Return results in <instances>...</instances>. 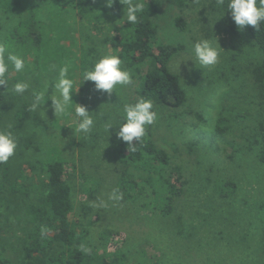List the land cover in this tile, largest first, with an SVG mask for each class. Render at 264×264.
Returning a JSON list of instances; mask_svg holds the SVG:
<instances>
[{"label": "rangeland", "instance_id": "obj_1", "mask_svg": "<svg viewBox=\"0 0 264 264\" xmlns=\"http://www.w3.org/2000/svg\"><path fill=\"white\" fill-rule=\"evenodd\" d=\"M7 1L0 0V44L23 56L26 66L21 73L10 71L8 85H0V130L13 131L18 140L15 155L0 164V179L8 167L12 180L39 185L46 177L42 163L57 149L66 161L73 217L88 230L85 247L101 251V233L113 229L125 264H264V216L260 214L264 163L258 158L264 137V99L252 73L261 54L247 26L238 30L227 11V0L223 6L217 0H196L182 7L160 0V10L153 17L161 41L184 45L169 67L179 75L187 100L177 108L155 106L158 116L151 125L153 141L188 181L167 213L161 206L164 196L153 191L156 169L122 161L118 152L125 143L116 138L115 130L109 134L104 130L106 121L114 125L120 121L125 103L140 99V78L123 60L122 66L132 74L131 85L118 86L109 96L95 91L89 81L73 92L71 110L77 103L93 112L95 128L90 135L74 134L75 121L56 117L51 100L41 110H28L36 93L51 95L47 86L55 82L61 67L80 86V75L95 60L106 53L118 55L108 38L123 23L125 6L120 0L111 8L106 7L107 0H92L94 17L84 18L70 5L43 6L30 14L32 0H24L16 11ZM178 16L186 22V29L176 26ZM25 20L32 24L39 20L38 46L27 39L29 31L20 23ZM201 38L220 48L217 64L195 62L192 47ZM146 67L142 66L143 73ZM17 81L29 84L23 94L11 90ZM23 109L25 114L20 117ZM219 119L225 120L224 133L216 131ZM125 171L135 178L138 190L145 187L144 191L135 200H109ZM225 181H232L235 188L221 196L218 183ZM102 201L107 207L100 206ZM8 230L4 238L10 244L5 255L11 264L50 263L56 249L30 251L27 256L14 237V231L21 233L19 227Z\"/></svg>", "mask_w": 264, "mask_h": 264}, {"label": "trees", "instance_id": "obj_2", "mask_svg": "<svg viewBox=\"0 0 264 264\" xmlns=\"http://www.w3.org/2000/svg\"><path fill=\"white\" fill-rule=\"evenodd\" d=\"M23 1L8 0L7 3L12 10L16 11L17 8L21 9ZM167 1L182 7L196 0ZM142 2L145 5V11L140 14L139 22L130 25L124 20L108 41L111 48L117 50L118 56L126 66L140 78L139 98L151 99L154 107L159 105L181 107L187 100L186 91L179 75L170 69L169 62L184 48V45L164 43L160 40L157 24L153 20L160 10V0H142ZM65 5L75 7L84 18L94 17L92 0H32L30 14H36L43 6ZM36 21L33 24L31 20L20 23H24L21 27L29 31L30 36L27 34V39L38 46L39 36L36 35L39 33L35 32L39 20ZM25 23L28 26H25ZM176 26L184 30L186 22L178 16ZM247 32L261 54L260 59L253 66L252 73L258 94L264 99V25H261L258 30L247 26ZM144 65L147 67L143 73ZM25 106L28 105L23 107ZM19 111L20 117H23L26 110ZM225 124V120L219 119L216 131L224 133ZM260 143L258 158L264 163V137ZM51 151L46 162L42 163L46 177L35 187L12 180L9 177V168L6 167L4 170L3 178L0 179V264H11V260L5 255L7 245L10 243L4 238L11 226L19 227L21 233L14 231V237L27 256L31 254L30 251L45 253L56 249L49 264H125L126 256L116 241L118 233L113 229H105L101 233V251L94 247H91V252L87 254L81 251V245L88 235V230L80 227L73 217L75 207L72 200V188L66 175V161L57 149ZM118 155L122 161L136 167L148 164L150 170L156 169L157 175L152 179L153 191L157 195L164 196L162 210L166 213L172 210L173 199L183 195L188 181L181 168L171 163L168 153L157 147L152 138V127H148L146 136L141 139L135 151H129L125 144ZM117 188L124 194L122 202L135 200L145 189L144 187L142 191H139L137 181L126 171L122 173ZM234 188L232 181L218 183L221 196L230 195ZM19 199H22L21 203ZM260 214L263 218L264 206ZM41 229L47 230L43 236ZM25 264L34 263L26 261Z\"/></svg>", "mask_w": 264, "mask_h": 264}, {"label": "clouds", "instance_id": "obj_3", "mask_svg": "<svg viewBox=\"0 0 264 264\" xmlns=\"http://www.w3.org/2000/svg\"><path fill=\"white\" fill-rule=\"evenodd\" d=\"M114 2L115 0H107L106 7L111 8ZM120 3L125 6L122 19L130 25L137 24L140 14L145 11L142 0H135V2L120 0ZM217 4L223 6L225 0H217ZM227 11H230L238 30H243L245 26H252L258 30L261 25H264V0H227ZM192 51L195 62L202 66L215 65L219 62L220 48L214 46L209 39H199L193 44ZM122 64L118 55L106 53L100 56L80 75V86H76V81L68 77V69L61 67L55 82L47 86L48 90L50 87L52 89L51 95H46L44 92L36 93L28 110L30 112L41 110L45 102L51 100V107L56 117H70L75 121V127L71 128L74 134L88 136L95 128L93 112H90L86 105L77 103H75L74 111L71 110L73 109V92L76 93L85 82L89 81L93 82L95 91L109 96L118 86L131 85L132 74ZM25 66L26 60L23 56L8 51L5 45L0 44V85H8L10 71L21 73L25 71ZM28 88L29 84L26 81H17L11 86V90L16 94H23ZM122 111L120 121L116 125L111 120L106 121L104 130L108 134L110 129L115 130L116 138L125 143L129 151H135L141 139L146 136L148 127L156 122L158 114L154 110L152 100L143 97L135 103H125ZM17 148L18 140L13 131L0 130V164L7 163L15 155ZM108 199L120 202L124 199V194L116 188L112 190ZM100 206L107 207V203L102 201ZM46 231L41 229V235H45ZM81 251L87 254L91 252V249L81 245Z\"/></svg>", "mask_w": 264, "mask_h": 264}]
</instances>
